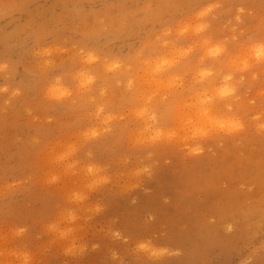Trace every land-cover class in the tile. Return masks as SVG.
<instances>
[{
	"label": "clouds",
	"instance_id": "1",
	"mask_svg": "<svg viewBox=\"0 0 264 264\" xmlns=\"http://www.w3.org/2000/svg\"><path fill=\"white\" fill-rule=\"evenodd\" d=\"M73 11L74 38L38 37L35 70L26 73L42 80L43 100L66 117V135L48 146L43 183L67 185L57 217L45 225L67 256L99 248L77 234L106 209L101 200L90 203L92 195L116 179L98 154L119 155L125 166L142 154L133 175L150 180L162 146L197 157L213 138L237 136L249 123L264 134V0H74ZM19 72L0 60V110L24 94ZM27 231L17 227L14 236ZM108 233L129 242L120 230ZM133 252L150 264L181 255L151 238L136 241ZM14 255L32 264L30 251ZM110 259L125 264L115 249Z\"/></svg>",
	"mask_w": 264,
	"mask_h": 264
},
{
	"label": "rangeland",
	"instance_id": "2",
	"mask_svg": "<svg viewBox=\"0 0 264 264\" xmlns=\"http://www.w3.org/2000/svg\"><path fill=\"white\" fill-rule=\"evenodd\" d=\"M73 4L0 0V60L20 69L25 89L11 107L0 110V264H21L14 253L24 249L31 252L32 264H113V249L125 264H150L133 252L135 242L145 238L180 250V256L162 260L172 264H264V134L251 123L237 136L213 138L201 156L158 148L150 180L133 175L142 154L128 166L119 155L98 154L116 179L92 195L90 203L101 200L106 209L81 222L77 234L99 248L67 256L65 243L45 232L64 204L67 185L47 187L43 174L49 167L48 146L67 133L66 117L60 106L43 100L42 80L32 81L26 73L35 70L31 51L38 37L50 36L45 43L74 38L79 21ZM9 83L17 86L18 81ZM150 214L155 219L146 222ZM17 227L28 231L15 237ZM109 228L122 231L129 242L113 240Z\"/></svg>",
	"mask_w": 264,
	"mask_h": 264
},
{
	"label": "bare ground",
	"instance_id": "3",
	"mask_svg": "<svg viewBox=\"0 0 264 264\" xmlns=\"http://www.w3.org/2000/svg\"><path fill=\"white\" fill-rule=\"evenodd\" d=\"M227 227V226H226ZM229 228V227H228ZM227 228V229H228ZM173 263V261H168V260H165V261H162V262H160L159 264H172Z\"/></svg>",
	"mask_w": 264,
	"mask_h": 264
}]
</instances>
